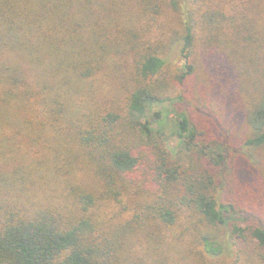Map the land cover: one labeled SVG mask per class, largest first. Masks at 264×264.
I'll list each match as a JSON object with an SVG mask.
<instances>
[{
  "label": "trees",
  "instance_id": "1",
  "mask_svg": "<svg viewBox=\"0 0 264 264\" xmlns=\"http://www.w3.org/2000/svg\"><path fill=\"white\" fill-rule=\"evenodd\" d=\"M0 264H264V0H0Z\"/></svg>",
  "mask_w": 264,
  "mask_h": 264
},
{
  "label": "rangeland",
  "instance_id": "2",
  "mask_svg": "<svg viewBox=\"0 0 264 264\" xmlns=\"http://www.w3.org/2000/svg\"><path fill=\"white\" fill-rule=\"evenodd\" d=\"M178 54L177 52H174L171 56L172 62L175 63V66L172 67V74L170 76L167 77V84H168V89H169V94H173L175 95L178 92H185L186 96L192 99V102L195 104V102L197 103H203V104H207V105H211L213 110L219 114H223L227 112V115L229 117H231V110H232V105L230 104L231 102H233V97L230 98V101L227 100V96H226V87H224L221 83L220 86H218V90L216 89V86L213 90H211L209 88V85L211 84V82L209 81H205L204 78L201 77L202 72H206V71H202L201 74L198 77V74L193 76L192 78H190L188 80V82H186V86L183 87V85H178L177 84V75L181 74V72L184 70L183 68V64L185 63L184 59H179L178 58ZM205 67V65H204ZM204 69V68H203ZM199 73V72H198ZM206 75V79H207V73H205ZM205 81V82H203ZM222 86V87H221ZM229 87V92L230 94L227 93L228 96H233V93L231 91H233L230 86ZM175 89V90H174ZM231 90V91H230ZM167 104V103H165ZM160 107L156 106V110L159 109ZM194 110V109H192ZM173 115V113H172ZM193 115L195 116V119H197L199 121V126L200 128L204 127L206 122H210L211 120L206 116L204 117V114L197 112L196 110L193 111ZM218 116V115H217ZM206 133L205 135V140L204 142H209L211 140H213V136H214V131H208L205 130ZM176 142H172L170 143L171 145H174ZM212 143V142H210ZM179 147V146H178ZM180 148H182V146H180Z\"/></svg>",
  "mask_w": 264,
  "mask_h": 264
}]
</instances>
